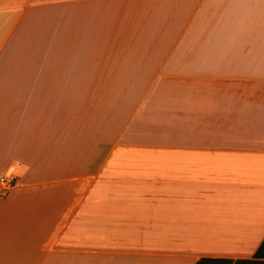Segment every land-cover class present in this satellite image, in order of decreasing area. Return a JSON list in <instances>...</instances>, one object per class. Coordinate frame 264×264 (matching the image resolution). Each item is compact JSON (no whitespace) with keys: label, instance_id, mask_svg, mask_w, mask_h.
Wrapping results in <instances>:
<instances>
[{"label":"crops","instance_id":"obj_1","mask_svg":"<svg viewBox=\"0 0 264 264\" xmlns=\"http://www.w3.org/2000/svg\"><path fill=\"white\" fill-rule=\"evenodd\" d=\"M5 174L0 264L263 261L264 0H0Z\"/></svg>","mask_w":264,"mask_h":264},{"label":"built area","instance_id":"obj_2","mask_svg":"<svg viewBox=\"0 0 264 264\" xmlns=\"http://www.w3.org/2000/svg\"><path fill=\"white\" fill-rule=\"evenodd\" d=\"M17 184V178L13 174H5L0 177V195L9 191Z\"/></svg>","mask_w":264,"mask_h":264},{"label":"trees","instance_id":"obj_3","mask_svg":"<svg viewBox=\"0 0 264 264\" xmlns=\"http://www.w3.org/2000/svg\"><path fill=\"white\" fill-rule=\"evenodd\" d=\"M257 257H264V241L259 247L258 251L256 252ZM198 262L197 264H199ZM210 263L213 264L214 260H210ZM236 264H264V260H243V261H237Z\"/></svg>","mask_w":264,"mask_h":264},{"label":"rangeland","instance_id":"obj_4","mask_svg":"<svg viewBox=\"0 0 264 264\" xmlns=\"http://www.w3.org/2000/svg\"><path fill=\"white\" fill-rule=\"evenodd\" d=\"M155 153V155H154ZM151 155H149V159H159V158H164V154H161L159 152H155V151H152V153H150Z\"/></svg>","mask_w":264,"mask_h":264}]
</instances>
